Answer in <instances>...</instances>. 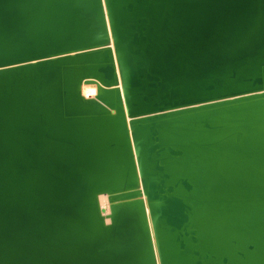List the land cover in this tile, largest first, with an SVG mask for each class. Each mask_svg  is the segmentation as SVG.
Returning <instances> with one entry per match:
<instances>
[{
	"label": "water",
	"instance_id": "obj_1",
	"mask_svg": "<svg viewBox=\"0 0 264 264\" xmlns=\"http://www.w3.org/2000/svg\"><path fill=\"white\" fill-rule=\"evenodd\" d=\"M0 264H264V0H0Z\"/></svg>",
	"mask_w": 264,
	"mask_h": 264
},
{
	"label": "bare ground",
	"instance_id": "obj_2",
	"mask_svg": "<svg viewBox=\"0 0 264 264\" xmlns=\"http://www.w3.org/2000/svg\"><path fill=\"white\" fill-rule=\"evenodd\" d=\"M81 93L85 98L94 97L96 94V86L94 84H86L83 83L81 85ZM99 203L102 209L105 210V215L109 213L108 209V202H107V196L106 195H100L99 196ZM108 219H106V222L108 223Z\"/></svg>",
	"mask_w": 264,
	"mask_h": 264
}]
</instances>
